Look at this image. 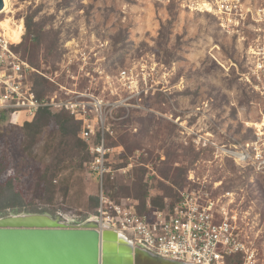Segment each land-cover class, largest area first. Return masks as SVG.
<instances>
[{"label": "rangeland", "instance_id": "374dc122", "mask_svg": "<svg viewBox=\"0 0 264 264\" xmlns=\"http://www.w3.org/2000/svg\"><path fill=\"white\" fill-rule=\"evenodd\" d=\"M11 4L10 17L25 26L16 45L21 56L46 73L61 71L70 57L76 59L70 77L65 72L58 81L93 92L107 104V123L115 130L109 143L122 146L108 162L112 174L105 189L111 197L136 199L141 212L148 210V199L162 207L164 199L177 197L181 187L176 182L185 172L213 155L212 144H245L255 137L264 103L245 75L256 39L251 20L228 27L195 0ZM80 53L88 57L87 64L80 65ZM124 69L134 92L118 77ZM79 73L86 75L77 82ZM32 120L0 118L1 181L12 179L23 198V206L0 207V218L60 214L66 224L81 225L95 213L99 193L88 171L87 150L71 139L69 145L76 146L72 166L56 167V155L70 150L67 140L53 117L48 122L42 118L47 124L32 137L33 129L26 126ZM210 169L244 189L251 214L245 233L264 264V180L236 164Z\"/></svg>", "mask_w": 264, "mask_h": 264}, {"label": "built area", "instance_id": "2783aa9c", "mask_svg": "<svg viewBox=\"0 0 264 264\" xmlns=\"http://www.w3.org/2000/svg\"><path fill=\"white\" fill-rule=\"evenodd\" d=\"M195 1L201 10L213 13L228 27L251 20L256 39L249 48L245 75L264 103V0ZM7 11L3 0L0 16L9 14ZM17 44L0 24V118L10 116L30 121L40 110L46 109L51 113L67 111L81 123L79 137L87 143L90 154L88 171L99 189L96 211L85 222L95 218L100 231L107 224L131 240L135 247L168 259L190 264H260L257 251L245 233L251 214L244 189L231 186L210 167L236 164L249 168L264 180V111L253 139L245 144L221 147L212 144L213 155L208 160L201 158L187 172L185 184L178 189L173 202L166 198L162 207H156L148 199L145 202L148 210L141 212L138 200L113 198L105 189L106 180L112 174L108 165L110 156L122 149L109 143L115 130L107 123V104L93 92L72 89L58 81L65 72L70 77V67L76 59L70 57L61 71L46 73L24 59L14 49ZM87 58L80 53V65L87 64ZM80 68L83 72L84 67ZM34 74L57 87L40 97ZM86 74L79 73L74 78L78 82ZM118 77L124 82L123 87L134 92L126 69L121 70ZM205 165L208 170L203 169Z\"/></svg>", "mask_w": 264, "mask_h": 264}, {"label": "water", "instance_id": "95a60500", "mask_svg": "<svg viewBox=\"0 0 264 264\" xmlns=\"http://www.w3.org/2000/svg\"><path fill=\"white\" fill-rule=\"evenodd\" d=\"M3 0H0V10ZM60 214H12L0 218V264H190L135 247L122 233L92 219L61 224Z\"/></svg>", "mask_w": 264, "mask_h": 264}, {"label": "trees", "instance_id": "16d2710c", "mask_svg": "<svg viewBox=\"0 0 264 264\" xmlns=\"http://www.w3.org/2000/svg\"><path fill=\"white\" fill-rule=\"evenodd\" d=\"M35 39H32V42H34ZM19 54L20 52L16 49V46L14 48ZM21 55V54H20ZM25 59V58H24ZM27 60V59H26ZM36 91L40 97H43L46 95L48 92V89L50 87L49 83L47 80H45L43 77L34 74L33 76ZM51 88V87H50ZM52 90L50 92H53L54 88H51ZM53 117L55 119V123L57 125V128L60 132V134L65 138L66 141V146L69 147L70 150L65 153V155L62 154V152H59L57 156V163L55 164L56 167L64 168V167H70L72 166L71 161L74 158L73 154V148L76 147L74 144H70V140H77V145L83 147L84 149L87 150V158L90 159V154L88 151V145L85 141H83L79 136V132L81 129V123L77 121L72 115H70L67 111H61L58 113H51L50 111L43 109L40 110L37 115L33 118L31 122H27L26 126L29 128L33 129V134L32 137H35L40 130L43 128L44 125H46L48 122V118ZM42 118L46 119V122L44 124L41 122ZM80 138V139H79ZM116 146V145H114ZM120 146V145H119ZM122 147V146H121ZM85 157L84 161H88ZM188 172V171H187ZM187 172H185L183 178L181 181H177L176 185L179 187H182L185 184L186 181V176ZM2 173L3 171L0 169V207H17V206H23V198L22 194L16 190L13 186L12 179H8L5 183H2L1 178H2ZM54 175H52L53 177ZM48 175L45 176L47 178ZM96 207L98 205L99 200L96 199ZM146 201H144L145 204Z\"/></svg>", "mask_w": 264, "mask_h": 264}, {"label": "bare ground", "instance_id": "6f19581e", "mask_svg": "<svg viewBox=\"0 0 264 264\" xmlns=\"http://www.w3.org/2000/svg\"><path fill=\"white\" fill-rule=\"evenodd\" d=\"M5 2V9H7L9 14L5 15L4 17L0 18V24L3 27L5 33L14 41L15 43H19L21 41V35L24 34L25 26L23 21H17L14 17H10V12L12 11V4L11 0H4ZM11 10V11H10ZM13 12V11H12ZM17 38L19 40L15 41ZM95 219L91 218L90 220ZM66 220L64 218L59 220V223L64 224Z\"/></svg>", "mask_w": 264, "mask_h": 264}]
</instances>
